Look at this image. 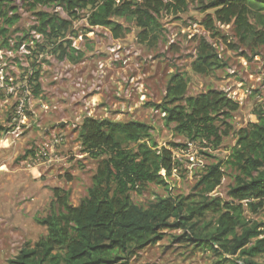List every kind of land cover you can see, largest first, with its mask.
I'll use <instances>...</instances> for the list:
<instances>
[{
  "label": "rangeland",
  "instance_id": "374dc122",
  "mask_svg": "<svg viewBox=\"0 0 264 264\" xmlns=\"http://www.w3.org/2000/svg\"><path fill=\"white\" fill-rule=\"evenodd\" d=\"M186 1L182 10H161L145 41L132 14L112 17L125 28L114 38L108 28L88 24V9L73 18L56 1L12 0L6 5L7 18L16 16V21L7 25L0 16V28L6 29L0 41L5 38L8 44L0 49V264H11L23 245L46 234L35 219L49 212L53 188L68 190L73 205L86 196L105 156L81 151L77 128L86 116L144 122L158 147L172 150L167 187L150 183L140 192L130 191L134 203L146 207L169 194L198 200L203 186L197 182L217 162L222 178L208 195L232 200L227 191L238 172L226 160L236 132L257 122L258 114L264 116V9L248 7L246 25L225 24L215 18L216 7H206L212 0ZM39 12L57 14L71 24L67 30L41 32ZM172 74L184 78L186 96L214 89L237 103L226 126L217 121L221 131L229 130L219 146L212 138L199 133L188 137L174 123H165L154 105L164 99ZM242 204L243 217L264 230V205L251 213ZM217 218L213 212L193 218L194 233L208 234ZM164 232L125 264H231L230 258L242 264L236 255L176 239L186 233L182 228ZM254 260L264 264V254Z\"/></svg>",
  "mask_w": 264,
  "mask_h": 264
},
{
  "label": "trees",
  "instance_id": "16d2710c",
  "mask_svg": "<svg viewBox=\"0 0 264 264\" xmlns=\"http://www.w3.org/2000/svg\"><path fill=\"white\" fill-rule=\"evenodd\" d=\"M11 1L0 0V16L7 25L16 21V16L7 18L5 11ZM49 1H56L73 18L78 11L88 9V24L108 28L114 38L121 37L125 28L112 17L132 14L141 29L138 35L142 41L158 25L156 17L161 10L176 12L187 6L186 0H143L140 4L131 0H32L43 4ZM251 6L264 9V0H212L206 7H216L214 16L221 23L246 25ZM38 15L41 32L67 30L71 24L57 14ZM5 33L1 27L0 35ZM0 42V49L8 46L5 38ZM198 57L206 59L212 55ZM186 88L184 78L172 74L164 99L154 106L164 113L166 124H175L178 133L188 137L199 133L219 146L229 130L221 131L217 121L226 126L225 119L237 109V103L221 90L186 96ZM257 120L236 132L235 145L226 160L238 172L227 191L231 201L208 195L222 178L221 163L217 162L210 164L199 178L197 185L203 187L198 200L188 202L187 197L169 194L143 207L131 200L129 192H140L150 183L167 187L166 179L174 166L172 150L158 147L151 127L144 122L84 117L77 128L81 151L92 157L105 154L92 175L86 196L73 205L68 190L53 188L49 212L35 219L46 228V234L33 245H23L9 262L125 264L136 251L159 241L166 229L182 228L186 233L176 239L190 240L221 255H236L242 264H260L254 258L264 254V230L260 223L243 217L242 204L244 201L251 213H257L264 205V116L258 114ZM207 212L218 214L215 227L208 234L197 235L191 220ZM229 261L239 264L231 258Z\"/></svg>",
  "mask_w": 264,
  "mask_h": 264
}]
</instances>
